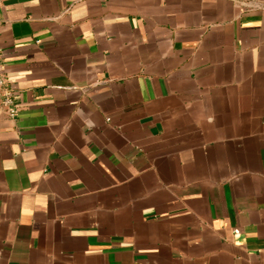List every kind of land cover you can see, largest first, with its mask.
<instances>
[{"label": "crops", "instance_id": "obj_1", "mask_svg": "<svg viewBox=\"0 0 264 264\" xmlns=\"http://www.w3.org/2000/svg\"><path fill=\"white\" fill-rule=\"evenodd\" d=\"M0 64V264H264V0H1Z\"/></svg>", "mask_w": 264, "mask_h": 264}, {"label": "built area", "instance_id": "obj_2", "mask_svg": "<svg viewBox=\"0 0 264 264\" xmlns=\"http://www.w3.org/2000/svg\"><path fill=\"white\" fill-rule=\"evenodd\" d=\"M1 2V0H0ZM0 109L8 117H15L17 114V106L15 104V95L11 88L6 86V81L0 64Z\"/></svg>", "mask_w": 264, "mask_h": 264}, {"label": "water", "instance_id": "obj_3", "mask_svg": "<svg viewBox=\"0 0 264 264\" xmlns=\"http://www.w3.org/2000/svg\"><path fill=\"white\" fill-rule=\"evenodd\" d=\"M246 5V4H245Z\"/></svg>", "mask_w": 264, "mask_h": 264}]
</instances>
